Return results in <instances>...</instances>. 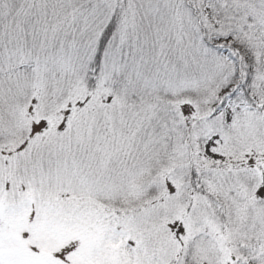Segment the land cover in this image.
<instances>
[{
	"label": "snow or ice",
	"instance_id": "obj_1",
	"mask_svg": "<svg viewBox=\"0 0 264 264\" xmlns=\"http://www.w3.org/2000/svg\"><path fill=\"white\" fill-rule=\"evenodd\" d=\"M0 264H264V0H0Z\"/></svg>",
	"mask_w": 264,
	"mask_h": 264
}]
</instances>
